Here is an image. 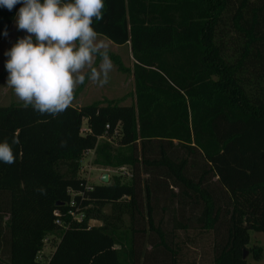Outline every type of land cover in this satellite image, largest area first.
<instances>
[{
  "label": "trees",
  "instance_id": "1",
  "mask_svg": "<svg viewBox=\"0 0 264 264\" xmlns=\"http://www.w3.org/2000/svg\"><path fill=\"white\" fill-rule=\"evenodd\" d=\"M104 4L93 27L129 43L134 99L55 117L0 105V142L20 141L15 162H0V264H181L178 229L211 230L212 264L259 259L250 229L264 232V0ZM21 6H0V39ZM89 149L130 178L88 183ZM46 236L53 249L41 257Z\"/></svg>",
  "mask_w": 264,
  "mask_h": 264
},
{
  "label": "clouds",
  "instance_id": "2",
  "mask_svg": "<svg viewBox=\"0 0 264 264\" xmlns=\"http://www.w3.org/2000/svg\"><path fill=\"white\" fill-rule=\"evenodd\" d=\"M17 4L16 26L27 35L5 52L6 85L25 107L55 117L73 103L86 78L100 86L108 82L109 45L93 27L94 19H103L104 0H0L9 11ZM19 143L17 136L0 142V162L14 163L13 145Z\"/></svg>",
  "mask_w": 264,
  "mask_h": 264
},
{
  "label": "rangeland",
  "instance_id": "3",
  "mask_svg": "<svg viewBox=\"0 0 264 264\" xmlns=\"http://www.w3.org/2000/svg\"><path fill=\"white\" fill-rule=\"evenodd\" d=\"M27 33L18 30L16 26V19L11 24L7 35L0 39V105H5L10 102L20 103L14 90L6 85L8 72L5 68L6 61L9 59L5 52L10 50L20 38L26 36ZM99 39L104 40L108 45L109 56L113 62V69L109 73L108 82L100 86L97 82H93L86 78L85 83L78 86L74 92V100L72 104H86L92 101H107L114 100L120 103H130L134 99V84L133 74L131 71L133 57L131 54L129 43L117 44L111 41L106 36L98 33ZM115 54L119 57L123 67L119 66L111 56ZM100 58L97 57L95 66L98 67ZM88 70L85 69V72ZM94 151L92 149L85 150L80 158L79 172L85 176L88 183L105 182L102 178L104 173L119 174L123 180L130 178V170L127 166L107 167L94 163ZM104 212L111 210L110 204L103 206ZM89 224L101 223L100 219L89 218ZM52 238L57 237L58 233L55 231ZM49 237L44 238V243L40 252V256L48 255L53 249L54 241ZM177 240L181 245L179 253L181 264H212V243L213 234L211 230L187 229L177 230ZM256 242L263 246V252L259 259L252 258L247 255L250 264H264V232L250 229V244Z\"/></svg>",
  "mask_w": 264,
  "mask_h": 264
},
{
  "label": "built area",
  "instance_id": "4",
  "mask_svg": "<svg viewBox=\"0 0 264 264\" xmlns=\"http://www.w3.org/2000/svg\"><path fill=\"white\" fill-rule=\"evenodd\" d=\"M74 204V201H71V205ZM68 212L72 215V218L73 219H76V220H82L83 216H84V211H81V210H78V209H73V208H70L68 210ZM54 213L56 214V216L58 217L60 215V211L58 209H56L54 211ZM56 222L58 223H61V219L60 218H57L56 219Z\"/></svg>",
  "mask_w": 264,
  "mask_h": 264
},
{
  "label": "water",
  "instance_id": "5",
  "mask_svg": "<svg viewBox=\"0 0 264 264\" xmlns=\"http://www.w3.org/2000/svg\"><path fill=\"white\" fill-rule=\"evenodd\" d=\"M108 177H109L108 173H104V175H103L102 178H103L104 181L106 182V181L108 180ZM246 254H247V250L244 251V256H246Z\"/></svg>",
  "mask_w": 264,
  "mask_h": 264
},
{
  "label": "crops",
  "instance_id": "6",
  "mask_svg": "<svg viewBox=\"0 0 264 264\" xmlns=\"http://www.w3.org/2000/svg\"><path fill=\"white\" fill-rule=\"evenodd\" d=\"M18 11H19V9L16 11L14 18L12 19V21H11V23H10L9 27H8V30H9V28H10L11 24H12V23L15 21L16 14H17V12H18ZM8 30H7V32H8ZM3 36H4V35H3ZM3 36L1 37V39L3 38ZM93 224H99V223H93Z\"/></svg>",
  "mask_w": 264,
  "mask_h": 264
}]
</instances>
